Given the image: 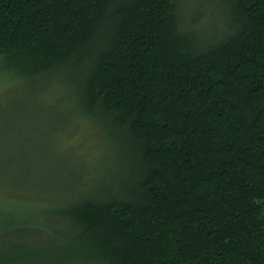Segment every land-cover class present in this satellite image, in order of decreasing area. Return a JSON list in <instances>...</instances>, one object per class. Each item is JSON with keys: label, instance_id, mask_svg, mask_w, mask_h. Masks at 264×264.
I'll return each instance as SVG.
<instances>
[{"label": "trees", "instance_id": "1", "mask_svg": "<svg viewBox=\"0 0 264 264\" xmlns=\"http://www.w3.org/2000/svg\"><path fill=\"white\" fill-rule=\"evenodd\" d=\"M185 9L0 0L13 81H44L41 96H63L60 113L103 141L48 228L1 220L0 264H73L59 244L79 249L75 264H264V0H206L203 37ZM218 14L224 30L211 33ZM91 168L102 180L82 191Z\"/></svg>", "mask_w": 264, "mask_h": 264}, {"label": "rangeland", "instance_id": "2", "mask_svg": "<svg viewBox=\"0 0 264 264\" xmlns=\"http://www.w3.org/2000/svg\"><path fill=\"white\" fill-rule=\"evenodd\" d=\"M205 1L183 0L186 18H191L192 15L194 18L196 13L200 12L199 15L197 13L200 23L192 24L190 28L197 30L202 37ZM195 3L200 4L201 9L196 10ZM210 8L212 11V7ZM179 15L183 16L181 9ZM224 24L225 18L222 19L218 14L209 19L206 26L212 33L221 28L224 30ZM44 83L41 81L34 85L23 82L17 84L16 80L13 81L12 72L0 57V224L2 219L8 217L12 222L14 219V227L29 223V227L48 228L45 220L43 221L46 215L53 216L55 214H52V209L67 208L76 200V196L72 197L71 194L76 195L78 189L74 177L77 167H80L79 161L87 164L89 162V166L84 167H90V158L93 159L95 149L103 142H98L96 136L78 126L75 120L70 122V117H66L69 114L60 113L68 107L69 102L64 99L67 101L64 103L63 96L56 97L55 100L41 96ZM51 105L54 108L48 111L46 107ZM105 143L108 146L106 141ZM49 145L53 146L52 149ZM104 156L101 160L102 163H107V166L100 172L103 171L105 177L111 169L113 156L106 150ZM94 171L92 168L86 171L82 191L93 190L95 184L102 180L98 181L100 177ZM13 187L14 191L11 190ZM7 209L11 210L8 214ZM92 215L80 214V217L93 220ZM4 244L0 241V249L5 247ZM68 248L66 244H59L53 254L67 252L68 261L73 264L79 262V249L70 253L71 249L68 252Z\"/></svg>", "mask_w": 264, "mask_h": 264}]
</instances>
